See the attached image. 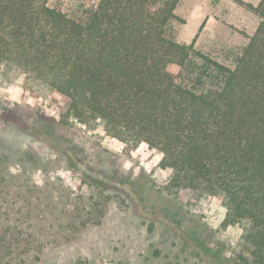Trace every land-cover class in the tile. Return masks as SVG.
<instances>
[{"label":"trees","instance_id":"trees-1","mask_svg":"<svg viewBox=\"0 0 264 264\" xmlns=\"http://www.w3.org/2000/svg\"><path fill=\"white\" fill-rule=\"evenodd\" d=\"M180 0H97L86 22L49 0H0V73L59 93L79 122L99 121L129 150L144 142L164 188L211 195L264 264V0H235L260 22L229 67L167 34ZM0 264L25 253L17 232Z\"/></svg>","mask_w":264,"mask_h":264},{"label":"rangeland","instance_id":"rangeland-1","mask_svg":"<svg viewBox=\"0 0 264 264\" xmlns=\"http://www.w3.org/2000/svg\"><path fill=\"white\" fill-rule=\"evenodd\" d=\"M182 0L167 34L234 67L260 18L235 0ZM86 22L97 0H49ZM210 14L216 19L206 25ZM199 14V15H198ZM162 154L129 150L68 114L64 98L0 73V221L18 231L10 264H254L211 195L164 188Z\"/></svg>","mask_w":264,"mask_h":264},{"label":"crops","instance_id":"crops-1","mask_svg":"<svg viewBox=\"0 0 264 264\" xmlns=\"http://www.w3.org/2000/svg\"><path fill=\"white\" fill-rule=\"evenodd\" d=\"M181 1L182 0H180L179 3H178V5H177V7L175 9V13H177V10L181 6ZM244 1L249 2V3L253 4V5H256V4L259 3L260 0H244ZM190 3H191V7L195 11H197L198 13H201L203 15L202 16V19H205L206 16L208 15V11L207 10H202L203 6H200L199 4H195V1H193V0ZM215 19H216V15L209 13V16H208V18L206 20V25H208L212 20H215Z\"/></svg>","mask_w":264,"mask_h":264}]
</instances>
